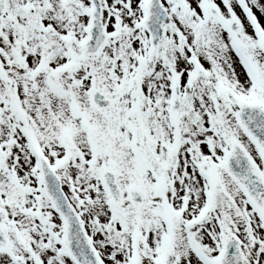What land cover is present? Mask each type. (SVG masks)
<instances>
[{"label": "snow or ice", "instance_id": "obj_1", "mask_svg": "<svg viewBox=\"0 0 264 264\" xmlns=\"http://www.w3.org/2000/svg\"><path fill=\"white\" fill-rule=\"evenodd\" d=\"M0 264H264V0H0Z\"/></svg>", "mask_w": 264, "mask_h": 264}]
</instances>
